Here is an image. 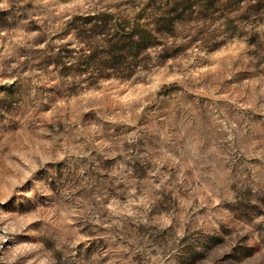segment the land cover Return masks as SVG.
<instances>
[{
    "label": "rangeland",
    "instance_id": "obj_1",
    "mask_svg": "<svg viewBox=\"0 0 264 264\" xmlns=\"http://www.w3.org/2000/svg\"><path fill=\"white\" fill-rule=\"evenodd\" d=\"M7 2L0 264H264V0Z\"/></svg>",
    "mask_w": 264,
    "mask_h": 264
},
{
    "label": "clouds",
    "instance_id": "obj_2",
    "mask_svg": "<svg viewBox=\"0 0 264 264\" xmlns=\"http://www.w3.org/2000/svg\"><path fill=\"white\" fill-rule=\"evenodd\" d=\"M38 2L43 3L45 5H49V4H55L57 2V0H38ZM92 0H72L71 4L66 5V8H76V7H88L89 4H91ZM9 7L7 0H3V2H0V9H4ZM33 36L37 35V33H32ZM41 47H43V45H41ZM245 45L240 44L239 45V49H244ZM60 159H63V157H60ZM177 163H179V161H176ZM29 178V174H25L23 177H21L22 180H26ZM5 197H0V202H2V200ZM128 215L131 216L133 215L132 212H128ZM0 240H3V237L0 236ZM41 264H46V262H41Z\"/></svg>",
    "mask_w": 264,
    "mask_h": 264
}]
</instances>
